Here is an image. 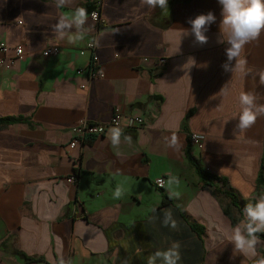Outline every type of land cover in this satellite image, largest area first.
<instances>
[{
	"label": "crops",
	"instance_id": "crops-1",
	"mask_svg": "<svg viewBox=\"0 0 264 264\" xmlns=\"http://www.w3.org/2000/svg\"><path fill=\"white\" fill-rule=\"evenodd\" d=\"M86 5L98 10L103 24L88 17L82 40H61L54 32L59 18ZM154 11L141 0H69L63 8L55 0H0V41L24 50L9 68L0 66V117L22 118L0 125V264H147L174 242L178 264L264 259V240L249 258L223 238L241 220L232 223L223 211L229 199L214 191L221 183L203 187L185 154L189 135L201 134L202 148L192 145L190 153L211 174L226 179L239 198L256 203L264 196V185L256 186L264 115L245 132L235 130L242 93L264 106V32L245 45L244 64L225 71L230 45L217 43L218 0L175 2L165 27L153 20ZM210 11L216 22L201 45L188 21ZM183 30L189 34L180 38ZM89 40L98 43L102 72L93 79L87 77L89 53L80 54ZM48 46L58 47V55L44 57ZM189 58L195 66L185 70ZM115 108L124 114L119 145L111 143L114 127H108L68 148L77 123H107ZM129 115L144 121L127 127ZM173 135L177 143L170 147ZM75 168L80 174L72 184L66 177ZM159 176L161 188L154 184ZM171 177L179 184L169 186ZM168 212L176 229L163 223Z\"/></svg>",
	"mask_w": 264,
	"mask_h": 264
},
{
	"label": "clouds",
	"instance_id": "clouds-1",
	"mask_svg": "<svg viewBox=\"0 0 264 264\" xmlns=\"http://www.w3.org/2000/svg\"><path fill=\"white\" fill-rule=\"evenodd\" d=\"M149 8L167 9L168 0H141ZM57 8H63L69 0H55ZM221 6V33L217 38V43L223 44L227 42L230 47L226 48L227 62L222 67L225 71H234L237 67H241L244 61L240 60L241 53L245 45L252 41L258 40L261 33L264 32V0H218ZM95 17V14H92ZM89 14L84 7H78L74 10L72 15L61 16L54 27V32L61 40L66 38L68 44H76L84 38L87 31L86 24ZM191 25V34L195 37V42L201 45L208 42V37L205 33L208 31L211 24L216 22V16L213 12L207 14H200L194 19L188 21ZM75 29V33L72 32ZM187 30L181 31L180 38L188 35ZM226 37V39H225ZM180 44V43H179ZM93 46H98L94 43ZM179 51V47L176 52ZM175 52V53H176ZM174 53V54H175ZM235 60V67L231 68V62ZM187 65V68L185 67ZM195 66V60L189 58L188 62L183 66L185 70H190ZM261 83L264 84V73L261 75ZM241 111L238 114V123L236 129L238 132H245L251 128L260 115H264V106L255 105V96L251 93H242L239 97ZM237 116H234L235 118ZM130 125L132 121H127ZM109 139L111 143L116 146L120 143V136L122 134L119 127L109 129ZM130 142V137H126ZM177 137L172 136L169 143L170 147H175ZM173 183L179 184V180L171 177L168 180V185ZM163 186V184H161ZM123 192L121 188H117L114 196L119 199ZM171 195H178L170 193ZM243 219L231 229L230 234H225L224 239L234 245V252H238L245 257H255L256 248L261 244L260 237L257 233L264 232V196H261L255 204H247L243 210ZM165 226H170L173 229L177 228V222L173 220L171 212L165 214L163 220ZM181 259L180 244L174 242L166 250H157L148 257L147 264H178ZM257 264H264V259L257 261Z\"/></svg>",
	"mask_w": 264,
	"mask_h": 264
},
{
	"label": "built area",
	"instance_id": "built-area-1",
	"mask_svg": "<svg viewBox=\"0 0 264 264\" xmlns=\"http://www.w3.org/2000/svg\"><path fill=\"white\" fill-rule=\"evenodd\" d=\"M93 13L95 14V17H93ZM89 18L95 23L97 27H100L103 24V20L97 9H94L89 13ZM94 43L95 42L93 40H89L86 42L85 47L80 50V54H84L86 52L89 53V63L86 68L88 79L102 76V72L98 66L97 58L95 55L96 46H93ZM58 53L59 49L56 46L45 47L41 52L44 57H55L56 55H58ZM0 54L4 56L8 55V59L0 57V66L9 68L15 59L20 58L24 55V50L22 45L9 46L5 42L0 41ZM160 62H164V59H161ZM123 116L124 114L122 110L120 108H115L111 115V118L107 123H96L88 120L80 121L72 129L74 132V137L68 143V148L73 149L75 147H79L83 144L84 140L87 137L102 135L103 133H105L108 127H119L121 125ZM127 121H132L130 125L127 123V127L134 128L136 126H140L143 123L144 119L141 116L129 115L127 116ZM202 139L203 136L198 133H192L189 135L191 144L198 147L199 149L202 148ZM66 178L69 183L74 184L77 177L72 173ZM164 183L165 179L163 176H159L154 180V184L158 188L163 187L161 186V184L164 185Z\"/></svg>",
	"mask_w": 264,
	"mask_h": 264
},
{
	"label": "trees",
	"instance_id": "trees-1",
	"mask_svg": "<svg viewBox=\"0 0 264 264\" xmlns=\"http://www.w3.org/2000/svg\"><path fill=\"white\" fill-rule=\"evenodd\" d=\"M177 1H184V0H168V7L167 9L161 10L160 8H155V11L153 13V20H158L160 19V24L162 27L167 26L171 19H170V13L169 9L172 7V5L177 2ZM85 9L87 8V11L91 12L92 10L95 9V7H91L90 5L84 6ZM188 115L185 116L184 122L186 121ZM21 117H0V125H5V124H10L13 122L21 121ZM192 149V144L189 140V137L187 138V148L185 150L186 157L190 160V162L193 164L197 174L199 175L200 181L202 183L203 187H211L213 185V182H220L221 185L218 187L216 184H214V191L215 192H221L222 195L226 198L229 199V205L228 206H223V211L224 213L231 219L232 223H236L240 220H242L243 217V210L246 207L247 204H255L254 199H242L239 198L234 192H232L229 188H227V180L218 177L216 175L211 174L200 162V160L196 157H194L191 153L190 150ZM76 177L79 176L80 170L79 168H75V171L73 172ZM264 185V165H260L259 170H258V175H257V180H256V186L257 188H260L261 186ZM224 188L221 190L219 188L223 187ZM167 200L169 199L166 197ZM237 211V214L233 213V210ZM257 235L260 237V239L264 240V232L262 233H257ZM260 254H264L263 250L259 251ZM31 260V259H28Z\"/></svg>",
	"mask_w": 264,
	"mask_h": 264
}]
</instances>
